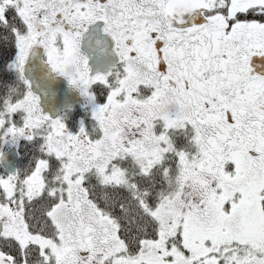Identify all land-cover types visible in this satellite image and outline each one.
<instances>
[{
  "label": "snow or ice",
  "instance_id": "snow-or-ice-1",
  "mask_svg": "<svg viewBox=\"0 0 264 264\" xmlns=\"http://www.w3.org/2000/svg\"><path fill=\"white\" fill-rule=\"evenodd\" d=\"M0 264H264V0H0Z\"/></svg>",
  "mask_w": 264,
  "mask_h": 264
}]
</instances>
